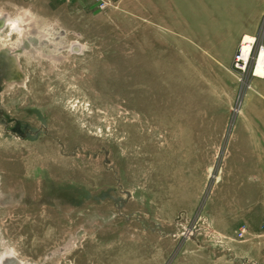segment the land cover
<instances>
[{"label": "rangeland", "instance_id": "obj_1", "mask_svg": "<svg viewBox=\"0 0 264 264\" xmlns=\"http://www.w3.org/2000/svg\"><path fill=\"white\" fill-rule=\"evenodd\" d=\"M214 1L0 0V264H264V2Z\"/></svg>", "mask_w": 264, "mask_h": 264}, {"label": "crops", "instance_id": "obj_2", "mask_svg": "<svg viewBox=\"0 0 264 264\" xmlns=\"http://www.w3.org/2000/svg\"><path fill=\"white\" fill-rule=\"evenodd\" d=\"M249 1V0H246ZM168 2V1H167ZM172 3L177 4L178 9H182L184 11H194V15L200 18V11L207 7L208 3H215L213 0H171ZM244 0H233L231 3L227 2L224 8H232V9H239L241 3ZM264 2L263 0L258 1L257 3ZM169 3V2H168ZM161 8V7H160ZM216 8V7H212ZM222 6L219 5V0H217V9H221ZM219 19L217 18V22ZM221 23L225 24L226 26L230 23L225 18V21L221 20ZM228 22V23H227ZM241 34V31L239 32ZM261 43L264 46V28L261 33ZM243 35H249L244 34ZM242 106L239 109V114H244L246 111L249 113L251 112V128L253 129V133L256 135L261 136V145L264 151V76L263 77H255L252 76L250 81V88L245 91L243 98H242ZM243 108V109H242ZM259 123V124H257ZM259 129V130H258ZM220 261H228L224 259H218L217 263ZM231 261V260H230Z\"/></svg>", "mask_w": 264, "mask_h": 264}, {"label": "built area", "instance_id": "obj_3", "mask_svg": "<svg viewBox=\"0 0 264 264\" xmlns=\"http://www.w3.org/2000/svg\"><path fill=\"white\" fill-rule=\"evenodd\" d=\"M66 1H70V0H66ZM93 1H94L96 8L99 10H105L108 7L112 6V0H93ZM240 47H241V44L239 45L238 52L235 56V63H236L235 68L241 72H245L249 64V61L245 62L241 58ZM260 47H263V46H260ZM251 74H253V72H251ZM246 231L247 230L244 227L238 229V231L236 232L237 239L241 240L244 237ZM253 238H254L255 245L257 246L261 254L262 261H264V222L261 225L260 231L258 233L253 234ZM251 264H256V263H251Z\"/></svg>", "mask_w": 264, "mask_h": 264}, {"label": "bare ground", "instance_id": "obj_4", "mask_svg": "<svg viewBox=\"0 0 264 264\" xmlns=\"http://www.w3.org/2000/svg\"><path fill=\"white\" fill-rule=\"evenodd\" d=\"M3 22L7 19L2 18ZM11 26L12 29L17 28V25L11 21L7 22ZM256 44V39L254 37L245 35L242 39L241 42V47H240V52H241V58L245 61L248 62L250 60V57L253 53L254 46ZM252 72L253 76L255 77H263L264 76V47H260L256 57L254 59V63L252 66Z\"/></svg>", "mask_w": 264, "mask_h": 264}, {"label": "water", "instance_id": "obj_5", "mask_svg": "<svg viewBox=\"0 0 264 264\" xmlns=\"http://www.w3.org/2000/svg\"><path fill=\"white\" fill-rule=\"evenodd\" d=\"M4 26V22L3 20L0 19V28H2Z\"/></svg>", "mask_w": 264, "mask_h": 264}]
</instances>
